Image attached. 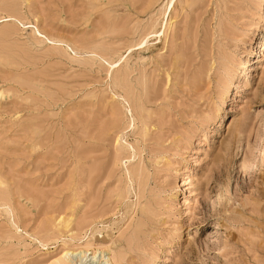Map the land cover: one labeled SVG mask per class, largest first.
Masks as SVG:
<instances>
[{
  "label": "rangeland",
  "instance_id": "rangeland-1",
  "mask_svg": "<svg viewBox=\"0 0 264 264\" xmlns=\"http://www.w3.org/2000/svg\"><path fill=\"white\" fill-rule=\"evenodd\" d=\"M58 260L264 264V0H0V264Z\"/></svg>",
  "mask_w": 264,
  "mask_h": 264
},
{
  "label": "bare ground",
  "instance_id": "bare-ground-1",
  "mask_svg": "<svg viewBox=\"0 0 264 264\" xmlns=\"http://www.w3.org/2000/svg\"><path fill=\"white\" fill-rule=\"evenodd\" d=\"M172 2H173V0H170V4H172ZM226 92H227V91H226ZM67 254H68V252H67ZM65 255H66V254H65ZM107 260L109 261V260H111V258H108ZM157 260H161V258H157ZM56 264H62V263H61V260H58V261L56 262Z\"/></svg>",
  "mask_w": 264,
  "mask_h": 264
}]
</instances>
